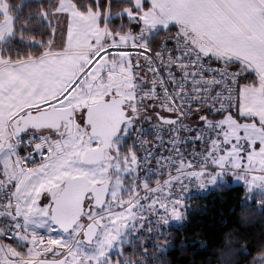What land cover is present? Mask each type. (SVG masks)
Here are the masks:
<instances>
[{
	"label": "snow or ice",
	"instance_id": "6c2138e0",
	"mask_svg": "<svg viewBox=\"0 0 264 264\" xmlns=\"http://www.w3.org/2000/svg\"><path fill=\"white\" fill-rule=\"evenodd\" d=\"M25 3L21 0L17 12ZM47 4L40 2V11L29 13L28 18L37 21L30 39L23 35L27 25L16 35L15 16L10 29L0 24V57L15 45L42 50L36 58L11 63L8 56L0 63V124L7 132L0 141V166L21 148L28 149L16 161L22 165L18 175L0 172V193H7L0 196V215L11 221L0 231V241L15 240L27 253L0 243V264H36L30 258L34 250L40 264H103V255L88 250L93 238L84 232L81 239L83 226L63 215V194L94 190L90 183L111 167L112 152L120 147L113 137L127 138L137 105L155 98L158 87L169 91L161 69L177 97L187 100L191 95L188 103L197 105L193 115L200 124L215 129L205 158L215 153L219 159L205 167L219 168L218 176L225 168L232 169L233 177L247 187V201H252L254 191H264V0H47ZM11 7L0 0V13L7 16ZM100 24L105 25L102 32L96 27ZM41 28L45 31L37 39ZM58 33L64 41L59 48ZM73 41L84 46L74 51ZM52 60L60 70L48 67ZM28 66L39 67L41 75H27ZM97 109L118 112L110 131L98 127ZM37 157L41 161L37 167H23ZM257 206L264 208V198ZM259 259L264 264V256Z\"/></svg>",
	"mask_w": 264,
	"mask_h": 264
},
{
	"label": "rangeland",
	"instance_id": "374dc122",
	"mask_svg": "<svg viewBox=\"0 0 264 264\" xmlns=\"http://www.w3.org/2000/svg\"><path fill=\"white\" fill-rule=\"evenodd\" d=\"M6 3L5 0H3ZM12 18L7 10V16L0 13V24L5 28H11ZM104 80L109 77L105 75ZM166 114L160 107L141 103L137 105L136 115L133 117L131 127L138 122L152 121L157 123L156 115ZM130 115L133 114L130 112ZM238 116V115H237ZM211 120H215L210 118ZM192 123L182 133L181 148L182 153L179 159V165L183 168V176L177 177L169 183L162 184L159 187H151V184L142 180L136 170L130 166V161L134 159L135 153L131 150L130 139L120 140V136L116 141L120 142L118 150H113L112 155L114 160L110 161L111 167L107 171L96 177L98 183L105 179H110L112 184L108 194V201L103 209L94 210L89 216L82 217L78 223L84 226L88 217L96 218L100 225L98 236L95 238L92 245L88 246V250L95 252L96 255H103V264H119L118 257L122 254V247L124 244L134 241L141 236V232L161 231L170 226L181 223L186 215L188 200L196 194L205 193L213 189L218 183L230 181L232 183H241L238 179L233 177L232 169L225 168L224 174L219 175L220 169H196L203 165L205 161L209 165L214 160L219 159L215 153L208 157V149L211 145L210 137H214L215 129H206L204 125L200 124L197 116ZM260 129L257 128V132ZM122 136L123 133L121 132ZM201 137L197 140L196 137ZM7 132L4 126L0 127V141L5 140ZM125 140L129 141V149L126 154L120 152V148ZM195 152L198 155H195ZM20 156L17 155L12 160L2 161V166L9 176L19 174V169L22 166L16 161ZM119 164V169L116 164ZM230 178V179H229ZM22 179V177H21ZM93 181L91 183H97ZM31 186V182L27 187ZM22 185L21 190H24ZM256 194L264 198V191L257 190ZM47 194V193H45ZM253 194V193H252ZM133 206L131 216L128 218V209ZM12 211H15V203H13ZM116 221L119 224H124L126 231L118 236L113 232L112 222ZM83 230V227H82ZM47 235V234H45ZM116 237V241L113 238ZM82 239V235L80 237ZM98 241L99 244L95 242ZM17 250L22 253H27V248L16 244ZM41 251H46L42 249ZM111 256V260L107 256ZM36 259V251L34 250L31 257Z\"/></svg>",
	"mask_w": 264,
	"mask_h": 264
},
{
	"label": "trees",
	"instance_id": "16d2710c",
	"mask_svg": "<svg viewBox=\"0 0 264 264\" xmlns=\"http://www.w3.org/2000/svg\"><path fill=\"white\" fill-rule=\"evenodd\" d=\"M5 1L12 4L8 11L11 17H16V35L19 36L20 29L27 25L24 38H32L37 21L35 17L29 19V13H38L40 2L48 6L47 0H26L19 12L21 0ZM115 11L116 8L113 9ZM111 27L114 29L115 25ZM43 31L45 29H39L37 39ZM46 39L51 40V37ZM40 55L42 50L39 48L15 45L0 57V63L8 56L15 61ZM209 117L220 119L219 116ZM128 147L129 141L125 140L120 152L126 154ZM248 194L242 184L226 180L205 193L192 196L181 223L161 231L141 232L138 239L123 245L119 264H261L259 258L264 256V208L257 204L263 197L252 194V201H247L244 197Z\"/></svg>",
	"mask_w": 264,
	"mask_h": 264
},
{
	"label": "built area",
	"instance_id": "2783aa9c",
	"mask_svg": "<svg viewBox=\"0 0 264 264\" xmlns=\"http://www.w3.org/2000/svg\"><path fill=\"white\" fill-rule=\"evenodd\" d=\"M159 43V42H158ZM175 71V69H173ZM160 76H163L165 81V87L169 90L167 94L164 88L158 87L156 89L155 98H148L141 104L145 103L156 105L166 114H161L163 118H170L172 121L168 123H155L152 121L135 123L129 133L131 150L135 153L136 170L140 178L146 183L151 184V187H159L162 184L171 182L177 177L183 176L184 170L179 165L180 155L182 153L181 148V136L182 133L188 128L193 119L196 118L195 113L197 105L189 104L188 100L191 99V95L187 100H182L181 97H177L175 86L168 81L167 75H165L163 69H161ZM149 80L153 79L150 75ZM156 82L159 85L160 79L156 77ZM193 86L191 84L187 87V92L192 93ZM170 97H177L175 100ZM203 107V105H201ZM172 109L168 111V109ZM30 134V133H29ZM28 137L25 136V140ZM20 157H23L28 149L26 147L20 149ZM195 155H198L195 152ZM201 158V156L198 155ZM41 163L39 157L35 161H30L27 168H35ZM205 165H209L207 161L196 169H208ZM0 172H5L3 166H0ZM7 193H0V196H6ZM6 215H0V222ZM11 221L9 220L7 226ZM5 227V228H6ZM16 246L17 242L12 241H0V243H8Z\"/></svg>",
	"mask_w": 264,
	"mask_h": 264
},
{
	"label": "water",
	"instance_id": "95a60500",
	"mask_svg": "<svg viewBox=\"0 0 264 264\" xmlns=\"http://www.w3.org/2000/svg\"><path fill=\"white\" fill-rule=\"evenodd\" d=\"M131 116V115H130ZM118 112L115 110H101L97 109L94 112V119L101 129L105 132L110 131L111 126L118 120ZM159 122L168 123L172 120L170 118H163L160 114L156 115ZM118 136L113 137V140L117 139ZM111 186V180L106 179L100 183H90V187L94 190L87 193L76 194L73 192H65L64 203H63V215L69 220H76L79 222L83 215L90 213L91 209H102L106 203L108 193ZM89 201L87 202V200ZM82 206H81V203ZM100 204V207H97ZM99 226L95 221H89L82 231V239H84L83 233L87 232L89 236L95 240ZM36 264H40L39 260L35 261Z\"/></svg>",
	"mask_w": 264,
	"mask_h": 264
},
{
	"label": "crops",
	"instance_id": "0c3cea01",
	"mask_svg": "<svg viewBox=\"0 0 264 264\" xmlns=\"http://www.w3.org/2000/svg\"><path fill=\"white\" fill-rule=\"evenodd\" d=\"M53 19L55 21L56 19H58V17H53ZM96 27H97V29L99 31L102 32L103 29H104V27H105V25L100 24V25H97ZM108 42L109 41L107 39L104 40V43L105 44H107ZM63 43H64L63 37H62L61 34L58 33L57 34V37H56V41H55L56 47L57 48L61 47ZM71 46H72V48H73L74 51H79V49L81 47H83L84 45H83V42L82 41H73ZM37 57H39V56H37ZM32 58H36V57L25 58V59H32ZM25 59H20V60H25ZM20 60H15V61H10V62L11 63H16L17 61H20ZM48 67H50L52 70L58 71V70H60V67L61 66L59 64H57L54 60H52V61H50ZM25 71H26V74L27 75H30V76H40L41 75V70L37 66H28ZM8 75L10 77H13L14 78L16 74H14V73H8ZM241 123H243V122H241ZM1 126H4V125L3 124H0V127ZM239 184H241V183H239ZM243 186L247 189V187L245 185H243ZM253 194L256 195V192L254 191ZM8 220L9 219H8V216L7 215L1 220V222H0V231H2L7 226Z\"/></svg>",
	"mask_w": 264,
	"mask_h": 264
},
{
	"label": "flooded vegetation",
	"instance_id": "af4514ba",
	"mask_svg": "<svg viewBox=\"0 0 264 264\" xmlns=\"http://www.w3.org/2000/svg\"><path fill=\"white\" fill-rule=\"evenodd\" d=\"M130 114V113H129ZM116 140V139H115ZM130 166H131V168L132 169H134V170H136V162L132 159L131 161H130ZM106 180V179H105ZM111 184H112V182H111ZM111 187V186H110ZM109 194V193H108ZM89 201V199L87 200V202ZM108 201V197H107V200H106V202ZM106 205V203L104 204V206ZM104 206H103V208H104ZM102 208V209H103ZM94 210H100V209H92L91 211H90V213H88V214H85V215H83L82 217H84V216H89ZM127 210H128V218H130V216H131V211L133 210V206H131L130 207V209H128L127 208ZM81 220H82V218H81ZM80 220V221H81ZM89 221H95L97 224H98V226H99V230H100V225H99V223L97 222V220H96V218H94V217H91V219H87L86 221H85V223H84V226H83V229H84V227L87 225V223L89 222ZM112 229H113V232L115 233V234H117L118 236H120V235H122L125 231H126V228H125V225L124 224H119L118 225V223L116 222V221H113L112 222ZM99 230H98V233H99ZM83 231V230H82ZM98 233H97V236H98ZM96 236V237H97ZM113 240H115L116 241V237H114L113 238ZM94 242V241H93Z\"/></svg>",
	"mask_w": 264,
	"mask_h": 264
},
{
	"label": "bare ground",
	"instance_id": "6f19581e",
	"mask_svg": "<svg viewBox=\"0 0 264 264\" xmlns=\"http://www.w3.org/2000/svg\"><path fill=\"white\" fill-rule=\"evenodd\" d=\"M9 244H11L10 242H8Z\"/></svg>",
	"mask_w": 264,
	"mask_h": 264
}]
</instances>
